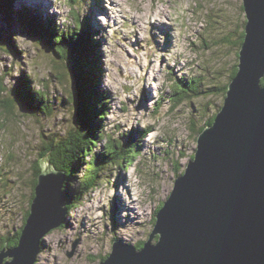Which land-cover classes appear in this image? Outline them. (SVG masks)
<instances>
[{
  "label": "rangeland",
  "instance_id": "1",
  "mask_svg": "<svg viewBox=\"0 0 264 264\" xmlns=\"http://www.w3.org/2000/svg\"><path fill=\"white\" fill-rule=\"evenodd\" d=\"M24 3L45 25L54 24L65 35L75 27L77 14L85 26L96 30L100 86L109 99L102 122L106 135L116 142L137 144L139 152L129 154L131 158L135 154L132 162L121 159L104 166L96 187L84 193L68 210L64 223L44 237L35 263L100 264L114 240L137 249L146 241L156 210L196 149L197 136L222 105L225 94L217 91L191 93L178 103L184 90L175 80L190 84L199 78L202 91L228 81L238 62V41L245 24L242 0ZM6 9L0 7V71L5 75L6 96H13L27 72L35 88L47 94L52 109L50 114L32 112L20 101L12 114L0 107V246L23 225L35 172L44 164L40 148L49 136L62 139L74 129L78 102L70 69L73 53L65 64L41 33L17 17V7L9 14ZM59 73H64L62 80L56 77Z\"/></svg>",
  "mask_w": 264,
  "mask_h": 264
},
{
  "label": "water",
  "instance_id": "2",
  "mask_svg": "<svg viewBox=\"0 0 264 264\" xmlns=\"http://www.w3.org/2000/svg\"><path fill=\"white\" fill-rule=\"evenodd\" d=\"M242 5L237 71L212 124L141 248L114 240L100 264H264V0ZM43 163L18 242L4 243L0 264H35L44 237L66 219L65 172L47 156Z\"/></svg>",
  "mask_w": 264,
  "mask_h": 264
},
{
  "label": "trees",
  "instance_id": "3",
  "mask_svg": "<svg viewBox=\"0 0 264 264\" xmlns=\"http://www.w3.org/2000/svg\"><path fill=\"white\" fill-rule=\"evenodd\" d=\"M7 13L15 7L14 0H4ZM32 8H23L19 10L17 16L21 21L25 20L33 32L41 33L46 39L47 44L52 48L59 58L65 60V64L70 62L68 58L72 53L75 58L73 66H70L71 72L74 75V83L76 84L78 102L75 106L76 116L73 124V130L66 133L62 139L55 136H49V139L43 143L40 148L39 159L44 160L47 156L56 170L65 172L63 184V193L66 197V206L69 210L76 207V204L82 199L83 194L93 189L97 185V179L105 165L115 163L116 161H129L135 159V154L129 155L131 152L138 153L137 144L134 142H116L115 139L106 135L104 122L105 117L109 112V99L101 89V58L100 46L97 40H94L96 33L95 29H91L79 20V15L75 17L76 25L68 34L59 31L54 24L45 25V21L41 20L36 14L32 13ZM10 18V17H9ZM8 19V15H7ZM10 21V20H8ZM243 30L241 31L238 46L240 47L243 41ZM7 39L10 40L9 45H13L9 34ZM6 39V40H7ZM15 39V36H14ZM238 40V39H237ZM9 42V41H8ZM237 71V65L229 75L228 81L215 88L202 91L199 87L197 78L195 81L190 80V84H186L183 80H175L179 82L184 91H180V103L186 95L190 94L201 95L203 93L213 94L215 91L225 94L228 82L233 78ZM0 71V107L6 113H13L15 103L20 101L27 107H30L32 112L41 111L44 114H50L52 109L47 98V94L43 90L35 88L30 80V74L23 73L19 83L16 85V90L12 97L6 96L7 86L5 85V75ZM64 73H59L56 76L58 79H63ZM261 84H264V78L261 79ZM186 88H185V87ZM214 113L205 122V126L212 124ZM106 138V139H105ZM102 139H105L104 144H100ZM124 143H127L125 145ZM100 147V150H95ZM127 148V150H126ZM126 150V151H125ZM132 150V151H131ZM193 155L190 157L192 158ZM122 166V164H121ZM40 169L35 172L33 188L37 182V175ZM34 193L32 192V197ZM31 197V199H32ZM162 206V205H161ZM158 210V209H157ZM156 210V212H157ZM29 209L25 214L23 225ZM22 225V227H23ZM16 235L9 239H4L0 249L4 243L8 247L15 246L18 242L21 228ZM143 242L139 244L141 248Z\"/></svg>",
  "mask_w": 264,
  "mask_h": 264
},
{
  "label": "bare ground",
  "instance_id": "4",
  "mask_svg": "<svg viewBox=\"0 0 264 264\" xmlns=\"http://www.w3.org/2000/svg\"><path fill=\"white\" fill-rule=\"evenodd\" d=\"M23 1L26 2V0H23ZM14 2H15V7H17L19 10H22L23 8L26 7V5H25L24 2L21 3V2H19L18 0H14ZM38 5L41 6V4H39V3H38ZM37 17H38V20H39L40 16H39L38 14H37ZM131 208H132V207H131ZM133 209H135V208L133 207Z\"/></svg>",
  "mask_w": 264,
  "mask_h": 264
},
{
  "label": "flooded vegetation",
  "instance_id": "5",
  "mask_svg": "<svg viewBox=\"0 0 264 264\" xmlns=\"http://www.w3.org/2000/svg\"><path fill=\"white\" fill-rule=\"evenodd\" d=\"M34 182V181H33Z\"/></svg>",
  "mask_w": 264,
  "mask_h": 264
}]
</instances>
